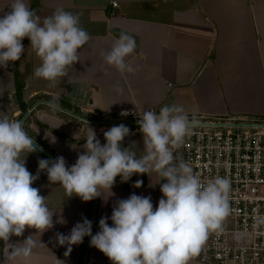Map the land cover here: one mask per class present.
Wrapping results in <instances>:
<instances>
[{
	"label": "crops",
	"instance_id": "obj_1",
	"mask_svg": "<svg viewBox=\"0 0 264 264\" xmlns=\"http://www.w3.org/2000/svg\"><path fill=\"white\" fill-rule=\"evenodd\" d=\"M117 2L112 7L111 2ZM11 0H0V15L9 11ZM41 21L56 9L78 14L81 26L90 40L79 50L80 61L69 74L54 86L34 76L41 63L24 38V52L18 60L23 75V101L28 105L21 116L15 96L14 65L0 67V118L17 117L24 123L30 136L54 159L63 156L71 167L83 152L88 128L95 130L103 145L104 131L113 123L110 120L122 110L145 111L177 104L191 115L213 117L255 116L264 118V0H25ZM125 32L136 41V49L128 60L136 73L121 75L105 64L101 53L110 50L113 41ZM124 89L118 94L114 86ZM59 97V106L81 115L53 111L49 104ZM61 102L64 105H61ZM91 115L92 117H88ZM130 134L123 146L130 145L137 157L144 151L139 126L125 125ZM26 127L28 129H26ZM29 130V131H28ZM26 158V167L33 175L39 159H50L39 150ZM38 153V154H37ZM51 160V159H50ZM120 178V177H119ZM142 181L139 188L133 185ZM160 177L156 173L134 174L127 182L116 180L112 193L104 198L83 202L79 197L69 198L59 183H49L41 172L34 183L40 195L46 197L49 209L54 212V227L41 236H34L37 247L27 261L16 264H112L98 249L83 242L72 246L65 256L66 246L55 242L57 232L69 234L74 225L84 218L92 220V234L99 229V220L108 217L109 226L113 207L120 199L129 197V189L136 195L150 196L153 208L160 197ZM94 214L92 215V213ZM63 219L65 223H57ZM35 229L25 230L23 236H12L10 242L23 241ZM41 240L47 247L41 246ZM51 241V242H50ZM4 242L0 241V264H3ZM188 264H199L188 261Z\"/></svg>",
	"mask_w": 264,
	"mask_h": 264
},
{
	"label": "clouds",
	"instance_id": "obj_2",
	"mask_svg": "<svg viewBox=\"0 0 264 264\" xmlns=\"http://www.w3.org/2000/svg\"><path fill=\"white\" fill-rule=\"evenodd\" d=\"M9 11L0 15V67L20 60L28 38L30 46L41 63L34 69V76L54 86L69 74L80 61L79 50L90 40L81 26L80 17L62 8L50 16H38L25 0H11ZM136 41L121 32L110 50L101 53L105 64L115 68L122 76L135 74L128 57L134 53ZM118 94L124 89L114 86ZM53 111L61 110L59 97L48 102ZM127 115V113H121ZM137 121L144 145L143 154L137 157L130 145L123 146L130 129L124 124L104 131L102 145L96 132L89 127L83 152L76 162L67 166L63 156L54 160L39 159L38 170L33 175L26 167V158L36 152L35 138L30 136L19 120L0 118V241L4 242L3 264L27 261L37 247L34 236H41L54 227L53 215L46 197L33 187L41 172L49 183H59L69 198L79 197L83 202L104 198L105 192L113 195L116 178L127 182L134 174L156 173L160 181L162 197L154 209L150 196L131 194L120 199L113 207L112 225L108 217L99 220V231L92 234V223L87 218L76 223L70 233L57 232L55 242L66 246L65 256L73 245L91 237L90 246L102 252L112 264H188L191 257L200 253L210 232L223 231V223L230 215L229 193L231 181L219 175L203 182L189 162L174 155L186 136L199 121L189 119L183 107L177 104L163 106L157 114L145 110ZM137 180L133 185L142 186ZM107 198L105 199V201ZM57 223H65L58 219ZM258 225L264 224V216L257 217ZM35 229L22 242H10L12 236L21 237L25 230ZM51 242V241H50ZM41 246L47 247L39 241ZM57 264L63 261L57 259Z\"/></svg>",
	"mask_w": 264,
	"mask_h": 264
},
{
	"label": "built area",
	"instance_id": "obj_3",
	"mask_svg": "<svg viewBox=\"0 0 264 264\" xmlns=\"http://www.w3.org/2000/svg\"><path fill=\"white\" fill-rule=\"evenodd\" d=\"M111 4L117 7V2ZM149 110L157 114L160 111ZM139 113L122 110L110 120L115 125L138 126ZM193 117L199 125L174 149V155L189 162L203 182L217 175L230 179L231 213L223 223V231L210 232L200 253L190 261L264 264V224L256 223L257 217L264 216V118L191 115L189 119Z\"/></svg>",
	"mask_w": 264,
	"mask_h": 264
},
{
	"label": "trees",
	"instance_id": "obj_4",
	"mask_svg": "<svg viewBox=\"0 0 264 264\" xmlns=\"http://www.w3.org/2000/svg\"><path fill=\"white\" fill-rule=\"evenodd\" d=\"M13 65H14L15 96L21 110V116H23V114L27 111L28 108V105L23 101V88H24L23 75L19 70L18 61L13 62ZM61 105H64V103L61 102ZM88 117L90 118L92 116L88 115ZM47 151L51 155H53L51 151L49 150ZM116 180L121 182V179L119 177H117ZM128 189H129V196L133 193L134 194L136 193V188H131L128 186Z\"/></svg>",
	"mask_w": 264,
	"mask_h": 264
},
{
	"label": "water",
	"instance_id": "obj_5",
	"mask_svg": "<svg viewBox=\"0 0 264 264\" xmlns=\"http://www.w3.org/2000/svg\"><path fill=\"white\" fill-rule=\"evenodd\" d=\"M43 102L48 104L49 101H47V100H43ZM60 109H61L62 111H65V112H67V113L73 115V116H76V117L81 118V119H83V120H87V119H85L84 117H82L81 115L72 112L71 110H67V109H64V108H62V107H60ZM87 121H89V120H87ZM104 122H107V123H113L112 120H106V121H104ZM36 144H37V146H38V150H39L41 153H43L45 156L49 157L51 160H54V158H53L51 155H49V154L47 153V151H45V150H44V149H43V148H42L37 142H36ZM93 214H94V212L92 213V215H93ZM91 223H92V220H91ZM88 242H89V236H87L86 248H85L84 257H83V263H84L85 256H86V252H87V245H88Z\"/></svg>",
	"mask_w": 264,
	"mask_h": 264
},
{
	"label": "rangeland",
	"instance_id": "obj_6",
	"mask_svg": "<svg viewBox=\"0 0 264 264\" xmlns=\"http://www.w3.org/2000/svg\"><path fill=\"white\" fill-rule=\"evenodd\" d=\"M16 120L22 121V120H20V118H19V117H17V119H16ZM23 124H24V123H23ZM26 129H28V128L26 127ZM28 131H29V130H28ZM34 138H35V137H34ZM37 138H38V137H36V140H37ZM36 140H35V141H36ZM37 141H39V140H37ZM36 152H38V151H36ZM37 154H38V153H37ZM29 171H30L31 173L33 172V170H32V169H30ZM38 185H39L38 183H37V185H36L35 183H33V185H32V186L37 188V186H38Z\"/></svg>",
	"mask_w": 264,
	"mask_h": 264
}]
</instances>
